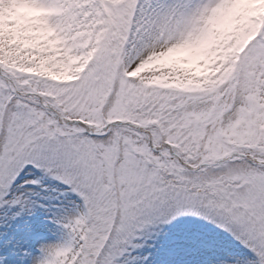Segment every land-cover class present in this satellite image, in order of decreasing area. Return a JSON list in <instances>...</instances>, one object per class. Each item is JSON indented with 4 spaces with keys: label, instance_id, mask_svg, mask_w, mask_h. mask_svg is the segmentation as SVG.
I'll return each instance as SVG.
<instances>
[{
    "label": "snow or ice",
    "instance_id": "6c2138e0",
    "mask_svg": "<svg viewBox=\"0 0 264 264\" xmlns=\"http://www.w3.org/2000/svg\"><path fill=\"white\" fill-rule=\"evenodd\" d=\"M38 210L0 264H264V0H0V227Z\"/></svg>",
    "mask_w": 264,
    "mask_h": 264
},
{
    "label": "rangeland",
    "instance_id": "374dc122",
    "mask_svg": "<svg viewBox=\"0 0 264 264\" xmlns=\"http://www.w3.org/2000/svg\"><path fill=\"white\" fill-rule=\"evenodd\" d=\"M7 231L5 240L12 238L14 241H21V248L30 249L32 252H37L41 242L40 231L48 234L49 242L59 239L60 229L46 219V215L42 210H38L35 215L23 216L17 218L11 226L4 225L0 227V232ZM46 242V243H49ZM23 264H29V260L25 259Z\"/></svg>",
    "mask_w": 264,
    "mask_h": 264
},
{
    "label": "bare ground",
    "instance_id": "6f19581e",
    "mask_svg": "<svg viewBox=\"0 0 264 264\" xmlns=\"http://www.w3.org/2000/svg\"><path fill=\"white\" fill-rule=\"evenodd\" d=\"M43 244V243H42Z\"/></svg>",
    "mask_w": 264,
    "mask_h": 264
}]
</instances>
